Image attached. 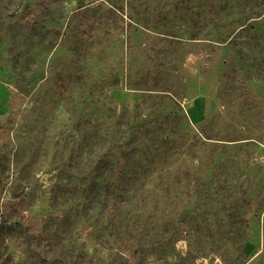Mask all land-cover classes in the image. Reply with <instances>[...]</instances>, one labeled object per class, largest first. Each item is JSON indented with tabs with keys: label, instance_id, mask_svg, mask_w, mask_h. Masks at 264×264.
<instances>
[{
	"label": "rangeland",
	"instance_id": "rangeland-1",
	"mask_svg": "<svg viewBox=\"0 0 264 264\" xmlns=\"http://www.w3.org/2000/svg\"><path fill=\"white\" fill-rule=\"evenodd\" d=\"M0 264H264V0H0Z\"/></svg>",
	"mask_w": 264,
	"mask_h": 264
},
{
	"label": "trees",
	"instance_id": "trees-1",
	"mask_svg": "<svg viewBox=\"0 0 264 264\" xmlns=\"http://www.w3.org/2000/svg\"><path fill=\"white\" fill-rule=\"evenodd\" d=\"M129 256H130L133 260H136V259L138 258V253L130 252V253H129Z\"/></svg>",
	"mask_w": 264,
	"mask_h": 264
}]
</instances>
